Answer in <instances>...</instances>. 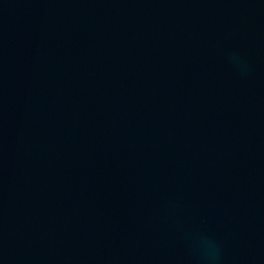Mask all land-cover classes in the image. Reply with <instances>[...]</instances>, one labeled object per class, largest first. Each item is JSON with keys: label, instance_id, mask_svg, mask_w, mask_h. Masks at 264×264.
Instances as JSON below:
<instances>
[{"label": "water", "instance_id": "95a60500", "mask_svg": "<svg viewBox=\"0 0 264 264\" xmlns=\"http://www.w3.org/2000/svg\"><path fill=\"white\" fill-rule=\"evenodd\" d=\"M0 264H264V0H0Z\"/></svg>", "mask_w": 264, "mask_h": 264}, {"label": "clouds", "instance_id": "9594fccd", "mask_svg": "<svg viewBox=\"0 0 264 264\" xmlns=\"http://www.w3.org/2000/svg\"><path fill=\"white\" fill-rule=\"evenodd\" d=\"M214 244L211 241L206 242V256L208 259H213V250H214Z\"/></svg>", "mask_w": 264, "mask_h": 264}]
</instances>
